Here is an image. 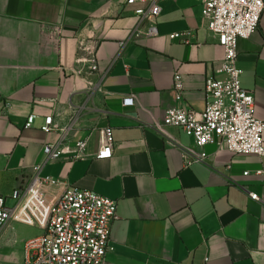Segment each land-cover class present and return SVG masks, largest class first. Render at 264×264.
I'll return each instance as SVG.
<instances>
[{
	"label": "crops",
	"instance_id": "obj_1",
	"mask_svg": "<svg viewBox=\"0 0 264 264\" xmlns=\"http://www.w3.org/2000/svg\"><path fill=\"white\" fill-rule=\"evenodd\" d=\"M141 5L0 0V194L13 204L14 189L44 162V145L61 139L63 132L41 129L47 116L60 129L78 117L62 141L68 152L42 170L58 180L45 187V197L54 201L78 187L118 201L115 250L105 264H264V157L209 144L206 162L198 163L192 137L177 127L157 130L170 108L204 111L206 79L221 78L224 50L202 2H161L159 34L130 39ZM174 33L183 36L172 39ZM81 40L97 41L99 72L77 64L86 56ZM237 65L264 121V12L258 31L239 41ZM101 72L103 91L91 95L89 82ZM176 72L184 82L181 100L173 91ZM126 97L134 103L125 106ZM106 126L114 130V154L91 157ZM87 138L89 157L73 159L75 143ZM41 234L38 226L12 220L0 234V264H23L26 242Z\"/></svg>",
	"mask_w": 264,
	"mask_h": 264
},
{
	"label": "built area",
	"instance_id": "obj_2",
	"mask_svg": "<svg viewBox=\"0 0 264 264\" xmlns=\"http://www.w3.org/2000/svg\"><path fill=\"white\" fill-rule=\"evenodd\" d=\"M163 1L166 0H126L129 6L142 3L134 10L139 22L130 39L142 34L151 37L159 34L156 19L162 12ZM201 2L208 28L216 35L224 50V57L216 70L221 78L210 76L206 79L204 89L207 104L204 111L185 107L170 108L163 123L157 125V130L165 134V128L172 126L192 137L196 148L200 150L193 159L198 163L206 162L207 153L204 149L209 144L226 147L234 155L253 154L264 157V121L255 113L254 92L243 87V71L237 65L239 41L250 38L258 31L264 12V0ZM181 36L182 33H174L171 38ZM97 49V41L81 40L79 50L85 52L86 56H79L77 64L87 65L91 73L99 72ZM106 75L101 72L96 82H89L91 95L103 91L102 84ZM173 91L177 100L183 99L184 82L179 72L174 76ZM123 103L125 106L132 105L134 98L126 97ZM35 118L34 114L30 115L25 127H33ZM77 118L67 128L60 129L55 125L53 115L47 116L41 129L45 133L63 132L61 139L44 145V162L34 166V175L27 184L14 189L11 195L13 204H9L7 197L0 194V234L12 220L42 229L41 235L26 242L23 264H105L108 255L115 250L112 229L119 218L117 200L78 187H68L54 201H48L45 197V187L58 180L50 175H42V170L45 163L57 161L68 152L62 146V141ZM98 133L99 149L91 157L111 158L115 146L113 128L106 126L100 128ZM88 146V138L77 141L72 158L89 157ZM249 196L261 201L257 193L249 192Z\"/></svg>",
	"mask_w": 264,
	"mask_h": 264
}]
</instances>
